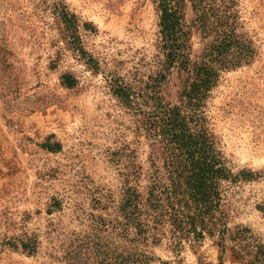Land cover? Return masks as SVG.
<instances>
[{"label": "rangeland", "instance_id": "374dc122", "mask_svg": "<svg viewBox=\"0 0 264 264\" xmlns=\"http://www.w3.org/2000/svg\"><path fill=\"white\" fill-rule=\"evenodd\" d=\"M235 8L255 56L221 73L205 114L226 165L263 175L226 184L227 224L264 235V0ZM63 10L75 15L74 31ZM194 17L185 0L193 60L207 42ZM158 21L154 0H0V264H102L86 245L112 227L125 174L134 179L140 166L143 187L154 158L108 79L137 85L157 68ZM180 86L173 72L163 97L177 102ZM19 237L35 251L6 244ZM147 252L148 264H244L208 237L178 255L164 244Z\"/></svg>", "mask_w": 264, "mask_h": 264}, {"label": "trees", "instance_id": "16d2710c", "mask_svg": "<svg viewBox=\"0 0 264 264\" xmlns=\"http://www.w3.org/2000/svg\"><path fill=\"white\" fill-rule=\"evenodd\" d=\"M190 1L194 24L207 40L197 59L190 56L185 0H154L161 52L157 68L137 85L118 77L108 79L111 94L134 115L139 134L154 149V158L143 187L140 166L134 179L125 174L121 197L110 206L115 215L112 227L99 228L105 232L98 238L103 243L86 245V253L100 258L102 264H148L152 260L148 247L164 244L178 255L185 243L194 248L206 237L222 254L229 250L244 264H264V235L248 225L229 227L224 201L227 183L263 175L247 169L234 172L226 165L205 114L206 101L221 73L250 63L255 49L238 32L236 0ZM61 19L75 30V15L63 10ZM173 72L181 81L175 103L162 95V86ZM62 81L68 87L74 84L67 74ZM257 208L264 216V200ZM6 244L30 253L36 246L23 237Z\"/></svg>", "mask_w": 264, "mask_h": 264}]
</instances>
